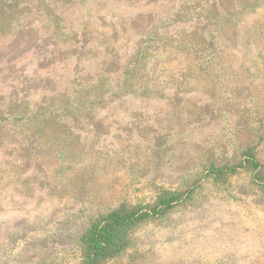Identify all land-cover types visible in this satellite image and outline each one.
<instances>
[{
    "label": "trees",
    "instance_id": "trees-1",
    "mask_svg": "<svg viewBox=\"0 0 264 264\" xmlns=\"http://www.w3.org/2000/svg\"><path fill=\"white\" fill-rule=\"evenodd\" d=\"M3 1L0 0V14L6 9L14 16L7 22L15 30L13 45L17 36L34 45L35 41L23 32L39 27L36 22L46 33H52L59 44L53 52V68L40 79L42 82L49 79V86L38 92L44 99L51 95V104L43 102L44 108L21 105L0 111V182L6 188L2 193L9 195L10 191L12 197L21 196L25 207L30 205L35 210L42 208L41 201L45 198L43 182L67 178L65 168H83L71 153L74 150L70 145L74 141L71 134L97 132L104 126L108 137L122 123L117 118L153 109L148 99L162 97L163 84L161 78L158 84H149L144 76L152 72L158 79L161 75L158 69L164 71L163 62L169 60L168 64L175 62L179 79L185 81L182 54L189 55L191 49L196 52L195 36L224 66L241 63L252 68L264 58L257 34L248 23V13L263 5L264 0H191L187 4L180 0H62L49 5L43 4L46 0H15L27 1L31 8L17 15L20 5L11 10ZM33 12L39 17L32 19L34 24H27ZM96 35L108 38V44H102L103 40H97ZM178 40L182 42L180 46ZM6 48L19 49L5 43L0 50ZM174 87L171 84L169 90ZM14 101V104L19 102ZM252 114L260 115L258 110L247 109L245 115L229 118L225 127L221 126L222 116L205 118L214 123L190 129L193 139L190 133V137H184L188 141L184 146L174 145L181 148L179 165L201 163L195 183L183 189L158 186L155 198L148 202L123 200L109 206L99 204L89 212L86 225L68 249L72 251L64 252L61 257L52 254L48 260L34 264H68L69 256L74 257L75 264H132L126 260L134 249L137 230L164 220L189 203L204 180L223 181L244 173L255 191H264V152L253 142H247L255 141L260 132V126L257 131L258 124L252 122ZM185 118H188L186 114ZM239 122L245 124L246 132L236 130ZM189 124L197 126L190 121ZM166 127L150 126L153 129L147 135L146 127L132 128L127 137H139L144 148L154 143ZM45 157L55 160L57 168L53 173L44 169ZM27 222L24 220L23 224ZM132 255L134 262L137 259L136 264H144L147 258L138 253Z\"/></svg>",
    "mask_w": 264,
    "mask_h": 264
},
{
    "label": "rangeland",
    "instance_id": "rangeland-1",
    "mask_svg": "<svg viewBox=\"0 0 264 264\" xmlns=\"http://www.w3.org/2000/svg\"><path fill=\"white\" fill-rule=\"evenodd\" d=\"M54 1L62 0H46L43 4ZM190 1L180 0L184 4ZM28 3L3 1L11 10L20 5L15 15L24 10L29 12ZM1 13L0 47L8 43L19 49L0 50V111L21 105L28 108L29 104L44 108L51 104L52 97L48 95L44 99L38 93L40 88L49 86V79H45L46 82L40 79L53 68V52L59 44L52 33H46L36 22L39 27L29 26L31 31L23 32L35 41L34 45H29L22 36H17L13 45L15 30L7 22L10 23L14 16L11 17L6 9ZM248 14L250 22H246L252 24L264 53V3ZM30 15L27 24H34L32 19L39 16L34 12ZM93 28L102 33L98 26ZM95 37L103 40L102 44H108V38ZM194 41L198 43L196 52L191 49L189 55L182 54L185 81L179 79L175 62L168 64L169 60L163 62L164 71L158 69L161 73L158 79L152 72L144 76L149 84H158L160 78L163 84L162 97L148 99L153 109L117 118L122 123H118L108 137L104 126L97 132L71 134L70 138L74 139L70 144L74 149L71 153L83 168H65L69 174L67 178L43 182L42 208L25 207L23 198L12 197L10 191L9 195L3 194L6 188L0 182V264L42 263L52 254L61 257L72 251L68 249L86 225L89 212L96 210L99 204L109 206L123 200L148 202L155 198L158 186L183 189L195 183L201 163L179 165L181 148L174 145L184 146L188 142L184 137L190 133L193 139L190 129L214 123L205 118L222 116L221 126L225 127L229 125V118L245 115L247 109L258 110L260 115L252 114V122L258 124L257 131L260 126L259 135L255 141L247 142H253L264 152V124L261 125L264 120V58L252 68L241 63L234 67L224 66L198 35ZM177 43L178 46L182 44L181 40ZM171 84H175L174 90H169ZM14 99L19 102L14 104ZM43 102L46 105H42ZM223 103L226 104L222 106ZM185 114L188 118L184 119ZM189 121L197 126H190ZM148 124L155 129L168 127L154 143L142 148L140 138L129 139L128 131L146 127L149 129L144 132L147 135L153 129ZM236 130L246 132L245 124L239 122ZM55 168V160L45 157L44 169L53 173ZM72 178L74 180L70 181ZM24 220L30 223L23 224ZM132 253L147 257L144 264H264V191H255L244 173L223 181L204 180L189 203L164 220L148 223L137 230L134 249L126 260L136 264ZM69 258L68 264H75L74 257Z\"/></svg>",
    "mask_w": 264,
    "mask_h": 264
}]
</instances>
